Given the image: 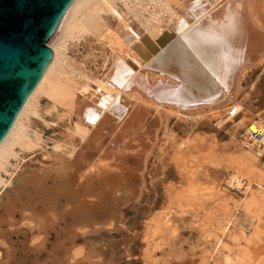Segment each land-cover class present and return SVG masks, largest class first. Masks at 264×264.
I'll return each instance as SVG.
<instances>
[{
    "label": "rangeland",
    "instance_id": "374dc122",
    "mask_svg": "<svg viewBox=\"0 0 264 264\" xmlns=\"http://www.w3.org/2000/svg\"><path fill=\"white\" fill-rule=\"evenodd\" d=\"M185 1L169 0L176 7ZM259 3L264 12V0ZM218 12L212 21L225 24L229 11ZM103 18L110 32L103 38L83 31L65 38L60 30L54 44L64 41L61 59L73 70L66 68L55 83L33 95V113L23 118L32 147L14 146L1 166L0 264H33L35 259L37 264H264V200L259 197L264 194V159L257 158L252 168L240 161L246 152L241 142L246 126L256 119L264 122V66L255 64L264 56L252 59L233 100L218 112L203 111L211 98L202 90L198 96L205 97L204 103L199 99L196 104L202 113L192 118L145 106L133 92L123 94L128 114L122 122L141 104L142 137H123L115 149L119 152L110 154L107 136L82 139L75 130L83 100L103 103L93 93L99 92V81L110 68L107 42L115 28L111 16ZM173 51L167 64L152 69L168 77L153 81L144 72L142 80L156 87L165 83L162 87L171 90L186 87L179 96L190 99L192 86L201 84L191 82L185 66L174 68L185 55ZM130 65L143 75L136 63ZM72 82L89 87L85 92ZM154 93L158 101L169 98L168 93ZM237 104L241 114L221 127L222 115ZM89 139L97 144L90 149L93 171L80 160L87 159ZM71 145L81 154L75 160L69 156ZM253 196L258 202L250 204ZM44 207L50 211L46 216Z\"/></svg>",
    "mask_w": 264,
    "mask_h": 264
},
{
    "label": "bare ground",
    "instance_id": "6f19581e",
    "mask_svg": "<svg viewBox=\"0 0 264 264\" xmlns=\"http://www.w3.org/2000/svg\"><path fill=\"white\" fill-rule=\"evenodd\" d=\"M259 1L260 0H186L183 5L176 7L171 5L169 0H78L70 10L61 28V31L63 29V37H73L76 32L80 31L93 33L101 38L110 35L108 23H106L103 18L104 15H109L114 19L115 28L113 30V37H109L107 42L110 50V68L101 81H99V92L97 91L98 93L95 95L93 93V96L100 100L102 99L103 103L91 99V102L83 100L79 104L77 110L79 116L75 126L76 134L82 139H85L87 136L89 138L90 135L96 134L101 138L107 136L108 140L111 139V146L108 148L110 149V152L108 151L110 154L118 148L119 142L121 143L124 141H121L123 137L131 135L140 137L142 135V124L145 117V114L140 110L141 104L138 103L136 109L122 122L124 115L128 112L125 111L128 104L124 103V101L123 103L121 102L124 99L122 97L123 94L128 95L130 92L136 94L139 102L145 103V106L166 109L171 113L186 118H192L195 116L194 114L201 115L202 112L200 109H196V104L200 101L199 99L202 100V97H204L198 96L201 90L204 92L203 95L205 94L206 97L209 96L211 98L208 97L210 103L205 101L208 104L202 105L204 112L205 109L211 111V113L212 111L218 112L219 109L226 107L227 103L233 100L234 93L237 91L236 87H238L244 75L252 68L249 63H252L253 58L260 55L264 56V12L260 10L262 6H260ZM220 8H224L230 13V16L227 15V19H222L225 24H216V22L212 21L219 13L218 11ZM222 11L223 10L220 12L221 15ZM163 17H167V21H164ZM232 17L233 22L230 23ZM215 18L217 19V17ZM255 20L258 21L257 24ZM168 21L173 25L172 29H168ZM239 40H242V44L239 43ZM63 43L64 41L60 40L52 46L51 49L54 52V59L33 95L43 85L55 83L66 68L70 69V66L61 59V47ZM172 51L175 53L179 52L182 56L185 55V60L180 58L181 60L177 62L174 68L179 70L177 67L185 66L189 70L191 82H193L192 80H196L195 82L198 81V84H201V88L199 86L197 87L195 83L194 86L190 84L193 90L189 92L191 96L193 94V100L192 98L189 99V95L187 96V94H182V97L179 96V91L183 90L181 87L171 90L170 86V88H168L166 85L164 88L162 86H164L165 83L164 85L160 83L157 87L161 86L162 88L159 87L158 89H154L156 87L154 82L149 83L142 80V78L145 77L144 72L146 74H152L153 81L158 78L168 77L164 72L161 73L159 70H157L158 73H153L152 69L167 64L168 53ZM187 57H189V60ZM130 61H133L140 67V72H143H141L143 77L139 76L132 68ZM257 61H259V59ZM255 64L264 66V57L263 60L261 59L259 63L256 62ZM72 67L71 69L73 70ZM181 69L178 71L179 73ZM225 70H227V72L223 73ZM185 74L188 73L185 72ZM78 75L80 76L81 73ZM185 76L187 77V75ZM190 76L187 78H190ZM77 82L75 84L72 82L74 84L73 87L76 84L79 85L78 88L76 87L77 89L82 86V89L85 91L87 90L85 87H89L87 85L84 87L83 84ZM186 83L187 80L185 81V84ZM212 83L213 85H211ZM172 84H174V82ZM176 84L178 86L179 82L177 81L175 85ZM166 88L169 90V93L165 92L168 91ZM185 88L186 87H184L183 91H185ZM155 91L160 94L159 97L164 96L165 93L167 95L168 93L167 96L169 98L164 99V97H162L163 99H160V101L155 97L153 99L152 95L155 94ZM33 95L27 101L9 135L0 145V169L6 158L12 153L14 146L18 145L24 148L32 147V142L27 133V126L23 123V118L26 117L28 113H33V107L30 105ZM132 97H134V95ZM203 99L205 100V97ZM204 100H202L203 103ZM199 107L200 106H198V108ZM234 107L237 108L241 114L243 110L242 105L237 104ZM134 108L135 107H133V109ZM222 116L223 119L220 121L221 127L234 120L228 113ZM253 122H259V120L256 119ZM101 131L107 133H102L100 135L99 133H101ZM97 143L101 144L99 140ZM87 145L89 148L83 156L87 158L85 161L80 156L81 154L78 153L79 150L76 146H70L72 147V151L69 156L72 160L80 156V160L82 161L81 164H89L88 167H91L90 171H93L95 167L93 165L94 162H90L89 160L92 156L90 149L97 147V144L89 139L87 140ZM80 150L82 151V149ZM105 151L106 150L102 148V155ZM115 151V153L119 152L118 150ZM246 152L240 157V161L242 164H246L252 168V165L258 161V157L250 154L248 151ZM30 179L31 178H29L27 182H30ZM67 183H69V180ZM39 184L40 182L37 183V186ZM42 191L41 194L45 193ZM259 197L264 200V194ZM56 198L57 196L55 195L52 197L54 201H56ZM44 199L45 198H43V200ZM52 199L49 200L51 201ZM256 201L257 197L253 196L250 204H254ZM49 212L48 209H45L43 214H48ZM47 214H45V216ZM52 217L54 216L52 215ZM37 261V259H35V261L33 260V264H37Z\"/></svg>",
    "mask_w": 264,
    "mask_h": 264
},
{
    "label": "water",
    "instance_id": "95a60500",
    "mask_svg": "<svg viewBox=\"0 0 264 264\" xmlns=\"http://www.w3.org/2000/svg\"><path fill=\"white\" fill-rule=\"evenodd\" d=\"M77 1L0 0V145L48 71Z\"/></svg>",
    "mask_w": 264,
    "mask_h": 264
},
{
    "label": "built area",
    "instance_id": "2783aa9c",
    "mask_svg": "<svg viewBox=\"0 0 264 264\" xmlns=\"http://www.w3.org/2000/svg\"><path fill=\"white\" fill-rule=\"evenodd\" d=\"M163 19L167 21V17H163ZM172 28L173 25L168 21V29ZM228 115L236 118L240 115V112L232 106L228 109ZM241 142L246 151L264 159V122L249 123L241 135Z\"/></svg>",
    "mask_w": 264,
    "mask_h": 264
}]
</instances>
